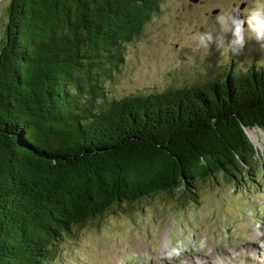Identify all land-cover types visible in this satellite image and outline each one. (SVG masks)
<instances>
[{"label":"trees","instance_id":"1","mask_svg":"<svg viewBox=\"0 0 264 264\" xmlns=\"http://www.w3.org/2000/svg\"><path fill=\"white\" fill-rule=\"evenodd\" d=\"M159 0H11L0 45V264H57L112 207L242 184L264 130V64L110 99ZM231 67V69H229ZM244 175H247L244 178ZM259 176V175H258ZM236 187V186H235Z\"/></svg>","mask_w":264,"mask_h":264},{"label":"rangeland","instance_id":"2","mask_svg":"<svg viewBox=\"0 0 264 264\" xmlns=\"http://www.w3.org/2000/svg\"><path fill=\"white\" fill-rule=\"evenodd\" d=\"M10 1L0 0V45ZM261 3L159 0L142 34L125 45L123 63L103 77L105 93L112 99L206 82L230 61L241 70L264 64V41L245 22L242 45L232 44L228 19H245ZM206 33L214 39L205 46L198 37ZM247 130L257 158L241 185L219 174L194 200L158 195L112 207L61 244L57 264H219V256L226 264H264V136L259 127Z\"/></svg>","mask_w":264,"mask_h":264},{"label":"clouds","instance_id":"3","mask_svg":"<svg viewBox=\"0 0 264 264\" xmlns=\"http://www.w3.org/2000/svg\"><path fill=\"white\" fill-rule=\"evenodd\" d=\"M246 11L247 15L245 19H236L231 16L228 18L231 25L235 26L230 29L233 32L232 44L242 45L245 32V22L247 23V31L249 34L254 35L258 40L264 41V3ZM219 19L221 23H225L224 17H220ZM198 39L201 45L206 46L207 42L213 41L214 38L211 33H206L199 36Z\"/></svg>","mask_w":264,"mask_h":264},{"label":"bare ground","instance_id":"4","mask_svg":"<svg viewBox=\"0 0 264 264\" xmlns=\"http://www.w3.org/2000/svg\"><path fill=\"white\" fill-rule=\"evenodd\" d=\"M261 131V130H260ZM262 134H263V136H264V131L262 130ZM256 136V135H255ZM246 252H249V250L248 249H246V248H243ZM219 260V261H218ZM218 263L219 264H226V261H225V259L223 258V256H219L218 257Z\"/></svg>","mask_w":264,"mask_h":264},{"label":"water","instance_id":"5","mask_svg":"<svg viewBox=\"0 0 264 264\" xmlns=\"http://www.w3.org/2000/svg\"><path fill=\"white\" fill-rule=\"evenodd\" d=\"M192 1L197 2L198 0H192ZM239 16H240V15L238 14V15L234 16V18L237 19V18H239ZM246 132H247L248 136L250 137V135H249V133H248V130H246Z\"/></svg>","mask_w":264,"mask_h":264}]
</instances>
